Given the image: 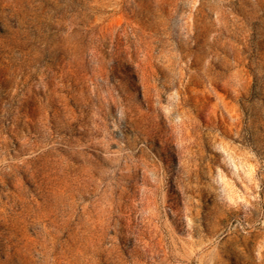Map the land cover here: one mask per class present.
I'll use <instances>...</instances> for the list:
<instances>
[{"label":"rangeland","instance_id":"obj_1","mask_svg":"<svg viewBox=\"0 0 264 264\" xmlns=\"http://www.w3.org/2000/svg\"><path fill=\"white\" fill-rule=\"evenodd\" d=\"M0 264H264V0H0Z\"/></svg>","mask_w":264,"mask_h":264}]
</instances>
